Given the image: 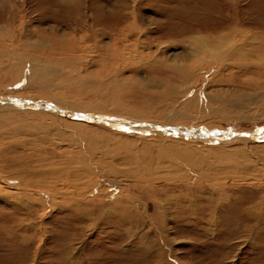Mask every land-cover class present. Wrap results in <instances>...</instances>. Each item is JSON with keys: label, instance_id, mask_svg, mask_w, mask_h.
Returning <instances> with one entry per match:
<instances>
[{"label": "rangeland", "instance_id": "1", "mask_svg": "<svg viewBox=\"0 0 264 264\" xmlns=\"http://www.w3.org/2000/svg\"><path fill=\"white\" fill-rule=\"evenodd\" d=\"M231 28L222 47L209 50L226 49L218 57L226 59L204 63L209 54L202 56L199 42L206 37L215 46V35ZM120 33L137 48L135 58H89L90 45L112 36L122 44ZM263 36L264 0H0V51L7 57H0V97L151 125L264 132ZM40 53L49 56L39 58L46 67L59 68L51 93L32 69V55ZM111 63L119 77L109 88L103 67ZM15 65L20 74L8 72ZM179 67H193V75ZM74 75L87 81L74 85ZM236 98L250 108L238 112ZM100 101L110 113L76 106ZM23 109L0 111V171L20 174L15 186L37 183L35 173L53 168L63 179L59 191L32 185L0 197V264H264V141L144 136L47 108ZM32 189L46 193L33 199L26 194Z\"/></svg>", "mask_w": 264, "mask_h": 264}, {"label": "bare ground", "instance_id": "2", "mask_svg": "<svg viewBox=\"0 0 264 264\" xmlns=\"http://www.w3.org/2000/svg\"><path fill=\"white\" fill-rule=\"evenodd\" d=\"M229 1V0H228ZM114 3V2H113ZM115 4V3H114ZM124 4V3H123ZM73 5V4H72ZM125 6V5H124ZM128 6V5H127ZM75 7V6H74ZM115 8V7H114ZM119 8H121V7H119ZM103 9V8H102ZM101 9V10H102ZM116 9H118L117 8V6H116ZM115 9V10H116ZM100 10V9H99ZM98 10V11H99ZM97 11V12H98ZM128 12V11H127ZM100 13V12H99ZM103 13V12H102ZM107 13V12H106ZM111 13V12H110ZM79 13H77V15H78ZM128 14H130L129 12H128ZM132 14V13H131ZM102 15V14H101ZM101 15H100V17H101ZM103 15H104V13H103ZM102 15V16H103ZM108 15V14H107ZM113 15V14H112ZM118 15H119V12L118 13H114V18H112V19H109L111 22H112V24H116V22L117 21H119V17H118ZM126 15V14H125ZM131 16V15H130ZM96 17V16H95ZM84 18L86 19V17L84 16ZM126 19V18H125ZM89 21V20H88ZM103 21V20H102ZM92 22V21H91ZM108 22V21H107ZM106 22V23H107ZM134 22V21H133ZM133 22H128V31H130L133 27H134V23ZM84 23H85V21H84ZM109 23V22H108ZM221 23V22H220ZM95 24V23H94ZM89 25H92V23H89ZM82 26H83V24H82ZM95 26V25H94ZM85 27V26H84ZM232 27V26H231ZM223 28V27H222ZM235 28V27H234ZM234 28H231L229 31H227V32H225L224 34H222V35H220V32H219V34L218 35H215V36H217V38H218V43L216 44H214L215 46H213L212 44L210 45V43H208V41H207V39H206V37L201 41V42H199V49H203L204 51L202 52V51H200V52H202V56L203 55H205L206 56V54H209V50L211 51V49H216L215 47H219L220 45H221V38H224V37H230V35L232 34L231 33V31L233 32V30H236V29H234ZM85 29V28H84ZM87 29V28H86ZM238 29V28H237ZM92 30H93V28H92ZM216 30V29H215ZM223 30V29H222ZM88 32H89V28H88ZM234 34V33H233ZM86 35V34H85ZM89 35V34H88ZM92 35V34H91ZM95 35V34H94ZM120 35L123 37V42H122V44H118V42H117V38L118 37H114V36H112V37H110L111 38V40H110V43H108V44H106V45H100L101 43H97L96 45H93L94 47H91L92 45H90V47H88V49H90V51L89 52H92V54L91 55H89V58H135L137 55H138V50H137V48L136 47H134L133 48V45H128L127 44V40H129V38H128V36H126V35H124V34H122V33H120ZM261 35V34H260ZM259 35V36H260ZM213 35H211V37H212ZM234 36V35H233ZM236 36V35H235ZM86 37V36H85ZM84 37V38H85ZM88 37V36H87ZM114 37V38H113ZM210 37V36H209ZM210 37V38H211ZM264 37V36H263ZM86 39V38H85ZM95 39V38H94ZM122 39V38H121ZM68 40H70V39H68ZM195 40H197V38L195 39ZM229 40V39H228ZM231 40V39H230ZM36 41H38V40H36ZM35 41V42H36ZM58 41H63V39L62 40H59L58 39ZM75 41V40H74ZM88 41V40H87ZM89 41H90V38H89ZM120 41V40H119ZM66 42H67V40H66ZM212 42V41H211ZM215 42V41H214ZM37 43V42H36ZM45 43V42H44ZM121 43V42H120ZM223 43V42H222ZM40 44V43H39ZM56 44V43H55ZM224 44V43H223ZM222 44V45H223ZM63 45V44H62ZM61 45V46H62ZM65 45V44H64ZM73 45V44H72ZM75 45V44H74ZM222 45L220 46V47H222ZM244 45V44H243ZM43 46V45H42ZM54 46V45H53ZM130 46H132V49L130 48ZM233 46H237L236 44H234L233 43ZM254 46V45H253ZM74 47V46H73ZM219 47V48H220ZM234 47V48H235ZM37 48V47H36ZM40 48H41V45H40ZM43 48V47H42ZM52 48V47H51ZM55 48V47H54ZM64 48V47H63ZM38 49V48H37ZM58 49V48H57ZM74 49V48H73ZM76 49H77V47H76ZM88 49H87V51H88ZM34 50V49H33ZM40 50V49H39ZM45 50V49H44ZM47 50V49H46ZM61 50V49H60ZM221 50V49H220ZM219 50V51H220ZM226 50V49H225ZM225 50H222V51H225ZM238 50V49H237ZM8 51V50H7ZM29 51V50H28ZM65 51V50H64ZM68 51H69V49H68ZM74 51V50H73ZM72 51V52H73ZM219 51L215 54V53H211V54H209L206 58H204V63L206 62L207 64H208V62H210V61H212V62H216V60H220V61H223L224 59H226V58H218V57H224L223 56V54L221 53H219ZM222 51H220V52H222ZM1 53H0V57L1 56H4V57H6V53L4 54V53H2V51H0ZM5 52H6V50H5ZM41 52H42V50H41ZM45 52V51H44ZM48 52V51H47ZM79 52V51H78ZM227 52V51H226ZM233 52H234V55L237 53V54H239L240 52H238V51H236V49L235 50H233ZM31 53V52H30ZM29 53V54H30ZM39 53V52H38ZM54 53V52H53ZM88 53V52H87ZM86 53V54H87ZM41 55H37V57L34 55H32V57H33V59H31L33 62H34V65L32 66V69H33V71H36L37 73H38V75L36 76V81H38L39 83H40V87H41V89H42V91H45L46 93H48V92H50L49 90H48V86H50V82L53 80L52 78H53V73H54V70L53 69H55V70H57L58 71V69L59 68H56L54 65L52 66V63L50 64V66L49 67H46L47 65H46V63H45V60H39V58H47L48 59V57L49 56H44V55H46L45 53H40ZM65 54V53H64ZM8 55V54H7ZM61 55V54H60ZM69 55V54H68ZM88 55V54H87ZM211 55H212V57L213 58H211ZM28 56V55H27ZM26 56V57H27ZM4 57H1V58H4ZM22 57V56H21ZM30 57V56H29ZM67 57V56H66ZM66 57H63V58H66ZM81 57V56H80ZM85 56H83L82 58H84ZM230 57V56H229ZM264 57V56H263ZM7 58V57H6ZM24 58V57H23ZM36 58V59H35ZM52 58V57H51ZM55 58H57L58 59V57H55ZM69 58V57H68ZM71 58H78L77 57V55H73ZM88 58V57H87ZM258 58V57H257ZM201 59V58H200ZM240 60H241V58H239ZM238 59V62L239 63H241L242 61H240ZM242 59H246V58H242ZM251 59V58H250ZM253 59V58H252ZM263 60V64H261V67L263 68V70H264V58H259V60ZM1 60V59H0ZM49 60V59H48ZM59 60H60V57H59ZM187 60H189V58L187 59ZM191 60V59H190ZM3 61V60H2ZM196 61V60H195ZM234 62H237V58H234V60H233ZM49 62L50 61H48V64H49ZM61 62V61H60ZM194 62V61H193ZM201 62V61H200ZM225 62H227V61H225ZM26 63V62H25ZM68 63V62H67ZM196 63V62H195ZM244 63V62H243ZM61 64V63H60ZM191 64V63H190ZM112 63L111 64H108V65H106V66H104L103 68L105 69L104 71H106V73H105V75H108V78H106L107 79V81H109V82H107V81H104L103 79H101V81L100 82H102V81H104V82H107V83H102V84H106L109 88H111L112 86H114V84H115V79L117 78V77H119V73L118 72H116L115 70L117 69V67H115V68H113L112 67ZM114 65H115V63H114ZM201 65H202V63H201ZM210 66L211 65H213V64H209ZM242 65V64H241ZM9 66V65H8ZM7 66V67H8ZM16 66V65H15ZM23 66V65H22ZM110 66L112 67V68H110ZM172 68H174V69H177L176 68V66H171ZM194 67V66H193ZM193 67H190L189 68V70H182L180 67L178 68V69H180L181 71H184V72H186L187 74L189 73L190 75H193L192 73H190L192 70V68ZM213 67V66H212ZM1 68H3V67H1ZM5 68V67H4ZM49 68H52V70L50 71V70H48ZM6 69H8V68H6ZM114 69V73L113 74H111L110 72L112 71ZM185 69H186V67H185ZM5 70V69H4ZM2 71V70H1ZM19 71L20 72H22V69H21V67L19 68V67H12L11 69H9V71L8 72H11V73H16V74H20L19 73ZM8 72H6V73H8ZM56 72V71H55ZM72 72V71H71ZM10 75V74H9ZM197 75V74H196ZM12 76H13V74H12ZM55 76V75H54ZM75 77H73L72 79H73V84L74 83H77L78 81L80 82V80H82V79H85V77L84 78H81V76H79V75H77V77H76V75H74ZM101 75H100V73H98V79H99V77H100ZM17 77V76H16ZM191 77H193V76H191ZM76 78V79H75ZM66 79H70V80H72L71 78H67L66 77ZM86 80V79H85ZM100 80V79H99ZM82 81H84V80H82ZM87 81V80H86ZM89 81H91V79L89 78ZM88 81V82H89ZM198 81V80H197ZM116 82H117V80H116ZM125 82V81H124ZM85 83V82H84ZM83 83V84H84ZM98 83V82H97ZM119 83V82H118ZM263 83H264V81H263ZM38 84V83H37ZM80 84V83H79ZM87 84V83H86ZM117 84V83H116ZM124 84H126V82L124 83ZM135 84V83H134ZM75 85V84H74ZM77 85V84H76ZM136 85V84H135ZM35 86V85H34ZM120 86H122V88H124V86L123 85H121L120 84ZM118 87V86H117ZM51 93V92H50ZM238 94V93H237ZM243 95V94H242ZM207 96V95H206ZM206 96H205V98H206ZM240 96H241V94H240ZM51 97V96H50ZM53 97L57 100V101H59L60 103H62L63 105H64V100L63 99H61L60 97H58V96H54L53 95ZM242 97H244V96H242ZM249 97H251L250 95H249ZM11 98V97H10ZM207 98H208V96H207ZM240 98V97H239ZM237 99V100H234L233 101V103H236L237 105H238V108H237V111L239 112V111H243V109H245V108H250V104H249V102H247V101H245L244 99ZM8 98H5L4 99V101H3V103L2 104H0L1 106H0V111H16V112H19V111H23L24 109L23 108H31V107H33V106H19V105H16V104H13V103H11V102H9V100H7ZM20 99H27V98H20ZM110 99V98H109ZM116 99V98H115ZM247 99V98H246ZM28 100H32V99H28ZM112 101V100H111ZM230 101V100H229ZM58 102V103H59ZM114 102V101H113ZM254 103V102H253ZM61 104V105H62ZM74 105V103L73 104H71V106L72 107H75V106H73ZM65 106V105H64ZM64 106H60V105H57L56 103L55 104H53V103H51L48 107H34V108H47V110H50V111H52V112H54V113H56L57 115H59V114H62V111L64 112L63 114H65V116L67 115V116H69V117H71L72 115H71V113H73V112H69L68 110H71V109H69V108H67V107H64ZM78 108H83V109H85V108H87V107H90L89 109H96V110H99V111H101V112H106V113H110V112H108L107 110H105L106 108H105V104L102 102V101H100V102H98V103H94V104H88L86 107H80L79 105H76ZM208 107V106H207ZM25 110H29V109H25ZM41 110V109H40ZM72 111V110H71ZM117 112V111H116ZM31 113V112H30ZM112 113H114V112H112ZM136 114H138V115H136ZM139 115H141L139 112H128V115L127 116H131V118L132 117H138V118H141V117H139ZM91 117L93 116V115H90ZM101 116H103V115H101ZM72 117H74V118H78L77 116H72ZM103 117H107V118H109L110 120H111V118H112V116L110 117V116H103ZM134 117V118H135ZM128 118V117H127ZM130 118V119H131ZM78 119H80V118H78ZM84 119V118H83ZM114 120L113 121H108V123L107 124H109V125H122V126H124L126 129H128V127H131V129L133 130V129H137V132L138 133H140V134H142L141 132H139L140 130H143L144 128H146V129H144L143 130V132L144 133H147V134H143L144 136H147L148 134H149V132H152L151 134H154L153 132H155V131H160V133H161V131L162 132H165V133H168V134H174V135H177V136H180V137H185V138H193V137H195V138H199V139H201V140H204V141H211V142H215V141H224V140H228V141H230V140H235L236 138H240V137H242V136H246V134H244V133H242L241 135H236V134H233V135H231V133L233 132H237L235 129H232V128H227V129H219V128H217V129H210V128H206L205 126H200V127H186V126H159V125H151V124H148V123H143V122H140V121H136V119L135 120H132V121H130L129 119L127 120V119H125V118H113ZM168 119V118H167ZM84 120H90V119H84ZM94 121H97V122H99V123H103V124H105L106 122H103V121H100V120H94ZM149 121V120H148ZM135 122H138L139 124L141 123V124H143V125H138L137 123H135ZM153 122H155V120L153 121ZM1 123V122H0ZM111 123V124H110ZM157 123V122H156ZM165 123H166V121H165ZM168 123H173L172 121L171 122H168ZM117 125V126H118ZM171 125V124H170ZM189 126V125H188ZM164 128V127H166V128H175V127H178L179 129L178 130H175V131H171V130H164V129H161V128ZM194 128H202V131H207V132H211V133H214V134H216L217 135V138H215V137H212V136H207V134L206 135H202V136H198V135H196L195 133L193 134V135H191V134H188V133H181L180 132V130L181 129H194ZM131 129H129V130H131ZM147 131V132H146ZM254 132H258V131H252V132H250V133H254ZM259 132H261V131H259ZM239 133V132H238ZM61 136V135H60ZM139 136V135H138ZM135 137V136H134ZM259 141H262V140H259ZM226 142V141H225ZM83 147V146H82ZM170 147V146H169ZM86 149V147H83L82 148V150H81V152H84V150ZM191 150V149H190ZM87 151V149L85 150V152ZM108 152H106L105 154H109V153H111V149H109V150H107ZM236 151V150H235ZM189 152V151H188ZM187 152V153H188ZM198 152V151H197ZM191 153V152H190ZM237 153V152H236ZM236 153H235V155H236ZM84 154V153H83ZM72 155V154H71ZM148 155V154H147ZM179 155V154H178ZM234 154H232L231 155V153H230V157L231 156H233ZM180 156V155H179ZM191 156H192V153H191ZM220 156V155H219ZM237 156V155H236ZM149 157V156H148ZM226 156L224 155V158H225ZM147 158V157H146ZM168 159V158H167ZM147 160V159H146ZM156 160V159H155ZM226 160H227V157H226ZM149 161V160H148ZM189 161H191V160H188V162ZM133 162V161H132ZM131 162V163H132ZM184 162V161H183ZM74 163V162H73ZM86 165V164H85ZM90 165V164H89ZM88 165V166H89ZM184 165V164H183ZM188 165V164H187ZM192 165H194V164H192ZM192 165H190V166H192ZM67 167H68V164L66 165ZM147 166L148 167H150V164H147ZM151 166H152V164H151ZM180 166V165H179ZM197 166V165H196ZM65 167V166H64ZM66 168V167H65ZM90 168V167H89ZM178 168V167H177ZM182 168V167H181ZM57 169V168H56ZM64 169V168H63ZM63 169H61V170H63ZM60 170V169H59ZM58 170V171H59ZM57 171V172H58ZM4 172V171H3ZM3 172H1L0 171V197H2V195H9V198H10V195L14 192L13 190H18V191H21L22 190V192H25L26 190H29L30 189V187L32 186V185H35V186H39L40 188H47L48 189V191L49 190H51V191H59V187H58V182H60V180L61 179H63V178H60V180H59V178H58V176H57V172H56V170H55V168H53V169H51L47 174H37V173H35V175H33L34 177H37L38 178V180H37V183H33L32 181L31 182H29L28 180H22L23 182L20 184V181H19V184H18V182L16 183V184H18V185H20V186H15V184H13L14 182H15V180H17L18 178H20V174L18 175V176H14V178H11V177H9V178H7V177H5L4 176V174H3ZM3 174V175H2ZM34 174V173H33ZM72 174V173H71ZM142 174V173H141ZM61 177V176H60ZM48 180H50V182L48 181ZM74 181V180H73ZM10 183H12V184H10ZM50 183V184H49ZM63 184V183H62ZM14 185V186H13ZM22 185V186H21ZM81 184L80 183H78L77 185H76V193L75 194H78L79 193V191L80 190H82L81 189V186H80ZM84 184H82V186H83ZM10 189H13V190H10ZM42 192H45L46 193V191H44V190H42V189H32V190H30L28 193L26 192V194L30 197V198H33V199H40V196H39V194L40 193H42ZM13 197H16L17 195L16 194H13L12 195ZM51 198H53V197H51Z\"/></svg>", "mask_w": 264, "mask_h": 264}, {"label": "water", "instance_id": "3", "mask_svg": "<svg viewBox=\"0 0 264 264\" xmlns=\"http://www.w3.org/2000/svg\"><path fill=\"white\" fill-rule=\"evenodd\" d=\"M7 100H9V102L13 103V104H16V105H19V106H33V107H48L50 105V103L48 102H44V101H41V100H28V99H20V98H8ZM4 99H2L0 97V104L3 103ZM62 113H64L62 111ZM72 116H77L78 118L80 119H90V120H100V121H103V122H106L108 123V121H113L114 119L111 118V120L107 117H103V116H90L88 114H83V113H71ZM137 123L138 125H143V124H139L138 122H135ZM111 124V123H110ZM112 125V124H111ZM128 129H131V127H128ZM146 129V128H144ZM143 129V130H144ZM161 129H164V130H171V131H175V130H178L179 128L178 127H173V128H166V127H162ZM132 130V129H131ZM143 130H140L139 132H141L142 134H147V133H144ZM137 131V129H136ZM147 132V131H146ZM181 133H188V134H191L193 135L195 132L196 135L198 136H202V135H206L207 136H212V137H215L217 138V135L214 134V133H211V132H207V131H202V128H194V129H181L180 130ZM233 134H236V135H241L242 133H238V132H232L231 135ZM246 134V136H249L253 139H256V140H262L264 141V132H254V133H244Z\"/></svg>", "mask_w": 264, "mask_h": 264}]
</instances>
